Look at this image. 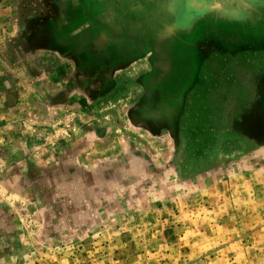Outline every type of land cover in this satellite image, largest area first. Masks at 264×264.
Instances as JSON below:
<instances>
[{"label": "rangeland", "instance_id": "374dc122", "mask_svg": "<svg viewBox=\"0 0 264 264\" xmlns=\"http://www.w3.org/2000/svg\"><path fill=\"white\" fill-rule=\"evenodd\" d=\"M115 1L109 8L128 16L119 40L110 35L116 55L132 64L149 49L136 47L161 49L166 73L142 107L163 127L160 138L137 131L129 138L149 145L165 177H152V170L150 178L136 181L140 195L132 204L123 207L120 200L104 213L103 226L60 243H45L34 212L23 210L25 216L16 207L19 197H10L23 232L16 252L0 256V264H264V0H205L222 9L187 30L181 28L188 0ZM115 97L122 103L103 99L108 119L97 120L113 127L121 149L127 131L116 119L130 104ZM87 109H71L70 130L98 123ZM24 117L22 127L20 120L10 123L0 139L35 136L30 125L37 124ZM60 124L49 125L57 130Z\"/></svg>", "mask_w": 264, "mask_h": 264}, {"label": "flooded vegetation", "instance_id": "af4514ba", "mask_svg": "<svg viewBox=\"0 0 264 264\" xmlns=\"http://www.w3.org/2000/svg\"><path fill=\"white\" fill-rule=\"evenodd\" d=\"M199 19L195 11L187 13L181 30L189 29ZM150 48L147 56L138 55L144 56V72L132 67L129 69L130 58L123 59L118 65L112 61L100 70L94 65L89 71L80 59L83 54L80 49L75 50L72 53L74 55L70 52L69 56H64L66 60L60 58L63 55L59 50L54 53L57 59H49L48 68L52 76L48 96L52 103L55 104L60 98H68L67 104H71L73 110L80 111H89L88 104L90 112L87 114L98 123L84 125L80 122L73 131H67L64 128L70 127L67 126L66 118L62 119L61 116L60 127L56 130L50 125L47 138L44 136L35 145L27 146L25 154L23 150L15 152L7 147L2 148L0 160L7 166H1L0 180L8 192L0 199V256L17 250L23 232L16 223L14 212L17 208L21 212H34L36 222L42 227L40 237L45 243H60L75 238L81 240L86 228L103 226L104 213L113 210L120 200L125 201L123 207L133 203L135 197L140 195L136 191L140 183L136 187V181L147 180L155 169L157 171L152 177H165L161 173L165 171L157 168L156 160L149 153V145L142 146L136 139L129 138V133L137 131L159 139L163 129L152 120L150 114H144L146 109H142L152 89L161 81V75L166 73L165 66L160 63V46ZM119 69L120 72L116 73ZM118 93L130 104L124 118L116 119L120 124L118 127L127 131L121 149L117 137L112 133L113 127L97 120L108 119L103 115L100 104L103 99L112 96V101L122 103V98L117 100L115 97ZM72 99L79 100L82 107L79 103H71ZM85 101L86 106L83 105ZM96 108L100 110L95 111ZM52 127L54 130L50 133ZM58 131L67 137L60 136ZM57 136V141H53ZM11 193L19 196L18 201H15L17 208L10 200Z\"/></svg>", "mask_w": 264, "mask_h": 264}, {"label": "crops", "instance_id": "0c3cea01", "mask_svg": "<svg viewBox=\"0 0 264 264\" xmlns=\"http://www.w3.org/2000/svg\"><path fill=\"white\" fill-rule=\"evenodd\" d=\"M111 1L10 0L8 5L11 8H9L6 0H0V131L1 133L8 131L7 127L11 125L10 123L15 124L19 120L22 127L26 115L32 118L28 119L31 123L35 121L37 124L30 125L33 126L32 132L37 133L36 137L32 135L29 139H21L15 134L16 138L10 139L5 134L3 139H0V158L3 155L2 148L6 145L8 149H13L15 152L23 150L25 154L27 146L29 148L30 144L35 145L42 136L41 132L49 131V124H56L61 116L62 119L68 118L67 114L72 109L71 104H67L68 98H60L53 104L48 96V85L52 76L48 62L49 59H57V54H54L57 50L62 52L63 56L60 58L66 60L64 56L67 57L70 52L72 54L80 49L83 53L80 59L85 69L89 71L94 65H97L100 70L112 61L117 65L121 63L123 59L116 55L115 42H112L110 35L116 33L119 40L128 16L126 12L109 8L110 4L116 3L115 0ZM106 4L108 8L105 7ZM92 8L94 14L89 16V10ZM102 38L106 42L101 44ZM123 43L118 42L120 46ZM150 47V45L142 44L136 49L149 48L141 53L147 56L150 53ZM143 59L144 56H137L135 62H139L131 67L144 72L146 63H143ZM93 74L89 73V75ZM76 102L82 107L79 100H71V103ZM86 103L85 101L83 105L86 106ZM28 108H32L29 114L26 113ZM44 115L45 118L47 117L46 123L41 122ZM42 125L47 126L43 128ZM13 131H19V128L15 126ZM58 134L67 137L63 132L58 131ZM57 139L58 136L53 138V141ZM0 162L2 166H7V163H3L2 160ZM1 186L5 189L2 183ZM7 192L5 189V193ZM5 193L0 196L4 197ZM11 196L19 197L14 193H11Z\"/></svg>", "mask_w": 264, "mask_h": 264}, {"label": "water", "instance_id": "95a60500", "mask_svg": "<svg viewBox=\"0 0 264 264\" xmlns=\"http://www.w3.org/2000/svg\"><path fill=\"white\" fill-rule=\"evenodd\" d=\"M254 2L256 0H249ZM187 7L190 12L195 11L199 18L209 15L217 10H221L220 5L211 4L205 0H188Z\"/></svg>", "mask_w": 264, "mask_h": 264}, {"label": "bare ground", "instance_id": "6f19581e", "mask_svg": "<svg viewBox=\"0 0 264 264\" xmlns=\"http://www.w3.org/2000/svg\"><path fill=\"white\" fill-rule=\"evenodd\" d=\"M98 50V49H97ZM99 52V51H98Z\"/></svg>", "mask_w": 264, "mask_h": 264}]
</instances>
